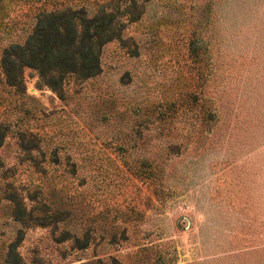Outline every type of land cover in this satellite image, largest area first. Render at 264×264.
<instances>
[{
    "label": "rangeland",
    "instance_id": "rangeland-1",
    "mask_svg": "<svg viewBox=\"0 0 264 264\" xmlns=\"http://www.w3.org/2000/svg\"><path fill=\"white\" fill-rule=\"evenodd\" d=\"M63 7L115 37L86 79L25 66L14 88L0 68V256L19 236L26 264H264V0L15 3L0 56Z\"/></svg>",
    "mask_w": 264,
    "mask_h": 264
},
{
    "label": "trees",
    "instance_id": "trees-1",
    "mask_svg": "<svg viewBox=\"0 0 264 264\" xmlns=\"http://www.w3.org/2000/svg\"><path fill=\"white\" fill-rule=\"evenodd\" d=\"M37 1L39 0H0V5H4L0 7V14L2 13V17L7 15L9 7L15 3L33 4ZM113 28L112 20L106 19L103 12L100 18L97 15L87 17L84 10L70 7L39 9L34 15L33 27L25 39L3 48L0 68L5 83L14 88L22 84L21 72L25 66L36 69L40 77L53 87L58 86L66 74L79 79L96 75L99 72L96 47L115 37ZM8 131V123L0 121V146L3 145ZM23 133H19L23 150L39 152L37 141L34 138L24 140ZM30 157L35 159L33 155ZM3 166L0 158V171ZM2 194L9 201L12 219L22 226H28L29 219H32V210L27 208L24 200L7 189ZM18 240L19 236L5 245L0 264H26L17 250ZM85 244L84 242L79 247H84Z\"/></svg>",
    "mask_w": 264,
    "mask_h": 264
}]
</instances>
